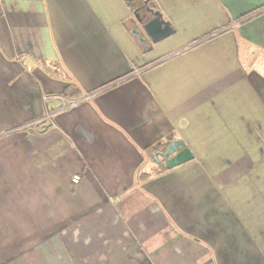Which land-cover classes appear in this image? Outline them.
Listing matches in <instances>:
<instances>
[{"label": "crops", "instance_id": "crops-1", "mask_svg": "<svg viewBox=\"0 0 264 264\" xmlns=\"http://www.w3.org/2000/svg\"><path fill=\"white\" fill-rule=\"evenodd\" d=\"M154 1L0 0V264H264V0Z\"/></svg>", "mask_w": 264, "mask_h": 264}, {"label": "water", "instance_id": "water-1", "mask_svg": "<svg viewBox=\"0 0 264 264\" xmlns=\"http://www.w3.org/2000/svg\"><path fill=\"white\" fill-rule=\"evenodd\" d=\"M147 11L148 14L143 16L139 12L135 13L139 26L133 29V33L141 43L146 44L149 40L156 43L175 32L171 23L163 19L160 11ZM162 158L165 165L171 169L192 160L194 154L183 140L178 139L171 142L170 146L163 153ZM156 160L160 161L158 157H156Z\"/></svg>", "mask_w": 264, "mask_h": 264}, {"label": "trees", "instance_id": "trees-1", "mask_svg": "<svg viewBox=\"0 0 264 264\" xmlns=\"http://www.w3.org/2000/svg\"><path fill=\"white\" fill-rule=\"evenodd\" d=\"M127 2L131 6V9L134 11V13H140V11L148 12L147 10L158 11L157 5L154 0H127ZM262 7H264V5L259 8ZM71 96L74 97L76 95L71 94ZM178 139L179 138H177L176 134L168 133L147 148V151L149 152V155L155 165L154 168L150 170V172L143 173V175L145 174L147 175L146 177H152L170 169L165 165L162 155L170 146L171 142ZM156 157H158L160 161H157Z\"/></svg>", "mask_w": 264, "mask_h": 264}, {"label": "built area", "instance_id": "built-area-1", "mask_svg": "<svg viewBox=\"0 0 264 264\" xmlns=\"http://www.w3.org/2000/svg\"><path fill=\"white\" fill-rule=\"evenodd\" d=\"M81 180V176L80 175H74L72 178L73 183L77 184L79 183Z\"/></svg>", "mask_w": 264, "mask_h": 264}, {"label": "flooded vegetation", "instance_id": "flooded-vegetation-1", "mask_svg": "<svg viewBox=\"0 0 264 264\" xmlns=\"http://www.w3.org/2000/svg\"><path fill=\"white\" fill-rule=\"evenodd\" d=\"M140 14L143 16V15L148 14V12L140 11ZM144 37H146V36H144Z\"/></svg>", "mask_w": 264, "mask_h": 264}]
</instances>
